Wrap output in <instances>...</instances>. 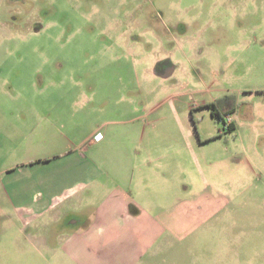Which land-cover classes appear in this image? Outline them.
<instances>
[{"label": "rangeland", "instance_id": "rangeland-1", "mask_svg": "<svg viewBox=\"0 0 264 264\" xmlns=\"http://www.w3.org/2000/svg\"><path fill=\"white\" fill-rule=\"evenodd\" d=\"M46 73L79 124L75 136L90 130L100 142L140 108L134 117L153 124L142 148L151 136L175 168L185 154L192 200L208 206L143 255L145 242L119 235L75 249L88 242L77 240L88 230L79 221L92 215L97 226V185L60 222L57 212L27 228L0 220L9 250L0 264H264V0H0V87H39ZM216 101L233 105L235 132L226 114L212 117ZM172 211L182 214L177 203Z\"/></svg>", "mask_w": 264, "mask_h": 264}, {"label": "crops", "instance_id": "crops-1", "mask_svg": "<svg viewBox=\"0 0 264 264\" xmlns=\"http://www.w3.org/2000/svg\"><path fill=\"white\" fill-rule=\"evenodd\" d=\"M52 76L50 73L42 78L38 76L39 87L16 91L0 87V161L4 163L0 167V220L3 225H12L17 220L27 228L56 212L60 222L70 215L64 212L68 204L83 201L85 196L93 197L92 192L98 185L99 191L105 194L97 211V226L89 227L92 215L79 221L80 228L88 230L77 235V240L88 242L82 245L78 242L75 249L86 247L92 252L95 247L89 240L95 239L96 234L98 240L100 236L106 235L108 239L119 235L145 242L140 246L143 255L165 236L184 233L188 221L201 216L208 206L206 198L192 200L189 158L185 160V154L181 155L178 160L182 161L175 168L174 162L167 163L168 156L151 136H147L149 148L143 149L144 133L153 124L134 117L141 112L138 107L130 109L131 119L119 121L118 134L109 131L100 142L94 141V132L90 130L75 136L79 124L73 115L64 113L62 89ZM139 123L142 125L136 129ZM126 128L129 129L126 131ZM235 130L232 122L231 132ZM106 141L117 143V150L106 151ZM171 148L170 144L166 149ZM101 149L102 152H95ZM195 166L200 168L198 162ZM185 193H189L188 197ZM176 203L182 212L178 218L172 211ZM45 234L44 230L43 246ZM111 248L107 243L100 251L108 252ZM0 251L8 256L9 250L3 244ZM115 254L124 256L122 252ZM121 260L117 259L118 264L123 263Z\"/></svg>", "mask_w": 264, "mask_h": 264}, {"label": "trees", "instance_id": "trees-1", "mask_svg": "<svg viewBox=\"0 0 264 264\" xmlns=\"http://www.w3.org/2000/svg\"><path fill=\"white\" fill-rule=\"evenodd\" d=\"M211 108H214V111L212 112V117L213 118H218V109L219 111L224 114H229L233 111V105L225 102V103H220L219 101L213 105H211ZM221 109V110H220ZM229 131H232V126L230 127Z\"/></svg>", "mask_w": 264, "mask_h": 264}, {"label": "built area", "instance_id": "built-area-1", "mask_svg": "<svg viewBox=\"0 0 264 264\" xmlns=\"http://www.w3.org/2000/svg\"><path fill=\"white\" fill-rule=\"evenodd\" d=\"M222 118H223L222 121L224 122V124L226 125V127H227V129L229 131L230 127L232 126V119L230 118V115L229 114H226Z\"/></svg>", "mask_w": 264, "mask_h": 264}, {"label": "flooded vegetation", "instance_id": "flooded-vegetation-1", "mask_svg": "<svg viewBox=\"0 0 264 264\" xmlns=\"http://www.w3.org/2000/svg\"><path fill=\"white\" fill-rule=\"evenodd\" d=\"M219 114L223 115L224 113H222V112H219V113H218V116H219ZM219 117H220V116H219Z\"/></svg>", "mask_w": 264, "mask_h": 264}]
</instances>
